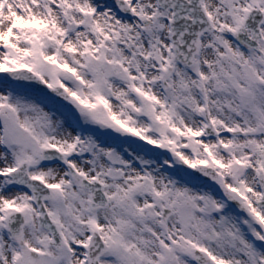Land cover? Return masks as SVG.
<instances>
[{
  "label": "snow or ice",
  "instance_id": "snow-or-ice-1",
  "mask_svg": "<svg viewBox=\"0 0 264 264\" xmlns=\"http://www.w3.org/2000/svg\"><path fill=\"white\" fill-rule=\"evenodd\" d=\"M0 264H264V0H0Z\"/></svg>",
  "mask_w": 264,
  "mask_h": 264
}]
</instances>
